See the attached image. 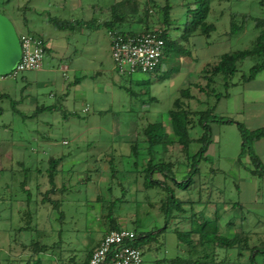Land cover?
<instances>
[{"label": "rangeland", "instance_id": "rangeland-1", "mask_svg": "<svg viewBox=\"0 0 264 264\" xmlns=\"http://www.w3.org/2000/svg\"><path fill=\"white\" fill-rule=\"evenodd\" d=\"M62 1L0 0V12L11 18L21 36L27 30L25 20L30 25L39 20V11L34 10L38 5L50 6L53 14L62 17H74L73 3L77 0H64L66 7L60 8ZM259 1L224 0L222 11L227 15L240 12L259 17L264 9ZM228 27L229 17L224 15L208 49L201 48L203 39L193 40L192 43L198 45L193 51L195 62L190 70L187 65L191 59L168 52L160 70L137 72L125 78L132 94L118 92L113 111L101 114L93 108L82 112L80 105L73 114L70 95L62 111L26 119L23 114L29 116V107L19 105L17 110L22 113L19 114L10 100H0V264H84L111 225L110 211L119 227L156 233L153 249L144 253V264H169L168 260L181 254L174 229L185 230L189 220L177 217L166 228L160 210L164 192L159 187L146 189L144 175L139 172L147 160L144 144H140L141 154L136 160L131 156L130 143L142 139L140 132L148 123L163 122L171 132L170 110L178 99L184 102L183 108L188 106L180 96L181 90L195 82L205 84L200 75L206 63L217 61L223 53L252 47L258 33L252 20L236 36L223 35ZM51 32L59 35L54 29ZM255 63V59L248 58L239 65L233 79L236 85L228 89L230 96L218 102L213 95L206 100L203 93L193 88L191 108L201 110L207 105H216L217 116L242 122L250 129L264 126V71L250 82L240 80ZM16 84L18 90L12 97L20 100V89L25 85L21 74ZM52 91H57L54 86L42 90L43 104H53L49 98ZM225 91L220 83L215 88L216 93ZM89 96L96 99L92 92ZM211 129L213 142L206 153L208 160L200 162L199 174L188 190L176 188V196L183 200L196 198L205 183L203 195L218 197L225 204L239 203L242 207L229 215L235 227L228 230L233 235L245 231L251 247L264 248V178L256 179L253 186V179H246L247 170L243 169L240 175L233 173L230 159L238 157L242 144L235 123L214 122ZM135 130L136 134L129 137ZM202 132V128L196 126L190 130V136L197 139ZM128 139L132 141L126 143ZM198 147L197 143L192 144L190 153L194 154ZM253 149L264 169V140L255 142ZM53 157L63 158L55 179L57 190L50 194L52 200H59L57 209L44 203L46 193L52 189L47 169ZM167 160L174 163L176 178L181 180L183 167H186L182 147L169 148ZM244 160L249 169H255L248 159ZM135 161L138 167L134 166ZM155 178L162 179L159 174H155ZM23 183L28 192L23 189ZM27 211L32 216L30 224ZM164 228L166 230L162 231ZM248 257L247 252L240 258L237 249L229 251L231 264H250L246 261ZM255 263L264 264V253L256 254Z\"/></svg>", "mask_w": 264, "mask_h": 264}, {"label": "trees", "instance_id": "trees-1", "mask_svg": "<svg viewBox=\"0 0 264 264\" xmlns=\"http://www.w3.org/2000/svg\"><path fill=\"white\" fill-rule=\"evenodd\" d=\"M183 2L187 12V22L181 28L182 33L178 39L171 36V31L173 30L172 5L168 0L164 2L158 0H111L105 8L103 5L97 3L94 5L97 13L104 10L107 16L103 22L96 23V26H103L108 31L117 30L124 36L145 34L160 29L162 30L161 37L165 43L163 57L168 52L187 56L189 53L185 49V45L190 42L191 38L197 34L209 37L215 30V25L207 21L213 0H183ZM259 3L263 8L264 0H260ZM249 20L254 22V28L258 32L252 47L250 49L225 53L217 61L206 64L200 75L205 84L195 82L189 88L180 91L181 98L188 103V106L183 108L184 102H181L180 99L175 101L174 108L169 112L168 125L171 128V132L168 131L167 125L163 122L148 123L140 132L142 139H136L130 143L131 156L136 160L141 154L140 146L144 144L143 149L146 152L147 160L139 172L144 175V187L146 189L159 187L164 192V198L160 201V210L163 214L166 228L177 217H182L183 220L188 219L190 223V227L186 230L180 231L177 228L174 229L179 242L185 245L187 250H181L179 256L168 260L169 264H231L229 251L233 249L238 250L240 258L244 257L247 252L249 254V263L256 264V254L260 252L264 253V248L258 250L257 246L251 247L249 245V238L245 234V231H241L235 234L234 237L229 238L221 234L218 220L207 221L201 212L194 211L195 204L204 202L203 188H200L198 197L188 198L187 200L178 198L175 192L177 187L188 190L193 183V178L199 174L200 162L208 160L206 153L209 145L213 142L211 123L214 122L235 123L237 125L242 141L239 161L243 158H248L255 165V169H249V172L253 175L259 174V176H264V169L260 158L255 154L253 149L255 142L264 139V126L250 129L242 122H235V120L228 117L215 115L216 105H207L204 109L193 110L189 104V101L194 99V95L192 94L193 88L203 93L206 100L212 95L216 102L222 98L229 97L228 89L236 85L233 79L239 71V65L248 58L255 59L256 63L249 69L247 74L241 77V82H250L264 71V9L262 15L259 17H254L250 13L232 12L227 35L231 37L242 33ZM48 22L58 30H71L73 25L76 24L75 20L63 19L60 16H52ZM136 23L143 25L141 32L125 29L126 26ZM29 34L36 35L34 33ZM36 36L44 40L41 35ZM44 48L46 56L45 41ZM160 65L156 70L160 68ZM219 83L225 88L226 91L224 93L215 92V88ZM127 91L129 94H132L130 92L132 89L128 88ZM63 97L64 95L61 96V98ZM11 102L14 111L22 114L17 110L19 102L13 100ZM62 109L63 105L59 102H54L50 105L43 104L37 106L29 116L23 114V118L34 119L42 113H52L62 111ZM196 126H200L203 132L199 138L194 139L190 136V130ZM194 143H197L199 147L194 154H191L189 149ZM176 145L182 147V151H184L186 156V162L183 165L186 167H183L182 172L184 174L181 180L176 178L177 173L174 169V163L167 160L168 149ZM62 161L63 158L53 157L48 162L47 176L52 189L46 193L44 203L52 204L54 209L58 208L59 200H52L50 194L57 190L55 189V179L60 172L59 167ZM134 166L138 167V161L134 162ZM155 174H159L162 179L155 178ZM23 189L28 192L26 183H23ZM239 206H241L239 203L233 204L234 208ZM26 213L29 220L28 224H30L31 213L29 211ZM188 213L189 216L187 218ZM112 215L110 211L109 219L111 225L104 236L111 231L122 229ZM166 228L162 231L166 230ZM134 232L136 238L131 242V245L140 249L144 256L146 251L153 249L156 233L152 231L138 232L136 230ZM95 249L90 251L88 255L89 259ZM87 263L86 261L85 264Z\"/></svg>", "mask_w": 264, "mask_h": 264}, {"label": "crops", "instance_id": "crops-1", "mask_svg": "<svg viewBox=\"0 0 264 264\" xmlns=\"http://www.w3.org/2000/svg\"><path fill=\"white\" fill-rule=\"evenodd\" d=\"M158 1L164 2L165 0ZM168 1L172 5L171 16L173 19V30L171 31V36L178 39L182 33L181 28H183L184 24L187 22L186 8L184 7L183 0ZM223 1L224 0H213L211 4V12L207 21L215 25V30L212 34L217 32V25L224 15L229 17L230 27L232 12L227 15L224 11H222L224 9L222 8ZM60 4L62 6L60 8L66 7V2L64 0L60 2ZM95 4L97 3H84L82 0L75 1L73 3V9L75 10L74 17L68 18L62 17L59 14H53V11L50 10V6L41 4L35 7L34 10L39 11V13H37L40 16L38 18L39 20H34L35 23L32 25H30L29 22L24 21V24L27 26V30L21 34L34 33L43 37L47 49L44 64L42 68L38 70H30L21 73L22 82L25 85L20 89V100L12 97V93L18 90L16 81L19 76L16 79L5 78L2 80L0 83L1 100L8 99L10 101L13 100L19 102L17 107L19 105L29 107L30 115L37 108V106L43 105L41 101L42 90L48 88L49 86H54L57 91L50 92L49 98L54 102H59L64 105L69 101V96L71 95L74 109L73 114H76V109L80 105L82 106V112H90L93 108L96 109V112L101 114L113 111L111 108L115 105V101H117L116 94L122 91L129 94L127 91L129 87L127 86L125 78L131 76L120 74L115 69L111 56L110 37L108 34L109 31L103 26H96V23L104 21L107 14L104 10L97 13L96 7L94 6ZM99 4L103 5L105 8L109 2L106 0V2ZM52 16H60L63 19L75 20L76 24L73 25L71 30H58L48 22L49 18ZM134 27H138V29H134ZM142 27V24L136 23L131 26H126L125 29L141 32L143 30ZM229 27L223 33L225 37H229L227 35ZM51 29L58 31L59 35L56 36V34L51 32ZM212 34L209 37L197 34L193 36L190 42L185 45V49L188 51L189 55L180 56L191 59V62L188 65L186 64L189 70L192 68V63L195 62L193 58V51L198 45L193 44V40L197 41V38L200 40L203 39L201 48L208 49L213 43L210 42L213 41ZM197 58L198 56L195 54V59L198 61ZM163 61L164 57L162 62ZM89 92H92L96 99H91ZM62 95H64L63 98H61ZM134 134H136V130L130 134L129 137ZM129 141L132 140H126V143ZM260 141H257V143ZM12 159L13 158H11V160ZM244 159L245 158L239 161V155L237 158L230 159L233 165V173L240 175L243 169L247 170V174L245 175L247 177L246 179H253V182L251 183H253L254 186L257 183L256 179L264 178V176H259V174L253 175L250 173ZM203 185L206 184L203 183L200 188H203L204 194L205 186L203 187ZM203 200L204 202L194 205V211L199 213L201 212L207 221L218 220V226L221 234L229 238L234 237L235 234H231V231L228 230L230 227H235L233 219L229 216L237 209V207H233L234 203L225 204L223 200L218 197L214 198L213 195H203ZM186 226L188 227H186L185 230L190 227V223ZM103 236L98 240L93 249L99 246ZM178 248L180 251L187 250V247L182 243L178 244ZM88 260L89 257L86 261L88 262Z\"/></svg>", "mask_w": 264, "mask_h": 264}, {"label": "built area", "instance_id": "built-area-1", "mask_svg": "<svg viewBox=\"0 0 264 264\" xmlns=\"http://www.w3.org/2000/svg\"><path fill=\"white\" fill-rule=\"evenodd\" d=\"M108 34L112 60L120 74L152 73L159 67L165 46L162 30L133 36H124L117 30ZM19 38L22 58L12 73L0 75V83L5 78L16 79L21 73L38 70L44 64V40L31 34H22ZM135 238V232L126 227L109 232L93 251L87 264H144L142 251L131 245Z\"/></svg>", "mask_w": 264, "mask_h": 264}, {"label": "water", "instance_id": "water-1", "mask_svg": "<svg viewBox=\"0 0 264 264\" xmlns=\"http://www.w3.org/2000/svg\"><path fill=\"white\" fill-rule=\"evenodd\" d=\"M22 58V46L15 26L0 12V75L12 73Z\"/></svg>", "mask_w": 264, "mask_h": 264}]
</instances>
